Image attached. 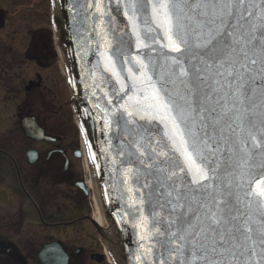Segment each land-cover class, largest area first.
<instances>
[{"label":"snow or ice","instance_id":"6c2138e0","mask_svg":"<svg viewBox=\"0 0 264 264\" xmlns=\"http://www.w3.org/2000/svg\"><path fill=\"white\" fill-rule=\"evenodd\" d=\"M68 10L99 156L81 133L133 264H264V0Z\"/></svg>","mask_w":264,"mask_h":264},{"label":"flooded vegetation","instance_id":"af4514ba","mask_svg":"<svg viewBox=\"0 0 264 264\" xmlns=\"http://www.w3.org/2000/svg\"><path fill=\"white\" fill-rule=\"evenodd\" d=\"M52 11L51 0H0V264H39L51 242L69 264H110ZM86 230L91 241L78 238Z\"/></svg>","mask_w":264,"mask_h":264},{"label":"water","instance_id":"95a60500","mask_svg":"<svg viewBox=\"0 0 264 264\" xmlns=\"http://www.w3.org/2000/svg\"><path fill=\"white\" fill-rule=\"evenodd\" d=\"M68 3H63V0H56L54 12L52 15V24L55 30V37L64 58L66 71L69 79L76 82V87L72 88L74 102V110L79 120V125L83 121L88 133L89 141L93 144V150L97 151L98 156L101 137L99 127L91 118L83 117V112L86 107H89L87 94L83 86V73L81 72L80 60L74 55L76 50V38L74 34L73 13L68 10ZM26 134L30 132L29 128L23 126ZM90 161V160H89ZM101 164L99 175L95 174V169L92 165L94 176L100 191V203L106 218L109 230L97 223V228L101 236L109 243L115 264H133L131 252L136 248V236L130 225H124L118 222V213L120 206L117 202H107L104 200L103 191L105 182L108 181V173L103 158L98 161ZM111 230V236H109ZM112 237V238H111ZM70 257L65 254L63 246L60 242H52L43 247L39 255V264H69Z\"/></svg>","mask_w":264,"mask_h":264},{"label":"bare ground","instance_id":"6f19581e","mask_svg":"<svg viewBox=\"0 0 264 264\" xmlns=\"http://www.w3.org/2000/svg\"><path fill=\"white\" fill-rule=\"evenodd\" d=\"M86 167L89 171V186L92 187V201H93V216H94V220L95 222H97L99 225H101L102 227H104L106 230H109V225L108 222L106 220V218L104 217L103 214V210L101 207V203H100V198H99V192H98V187L93 175V170L92 167L90 165V162L88 161V158L86 159ZM110 234L109 236H111V230L109 231ZM112 238V237H111ZM105 252L108 258V261L110 262V264H115L114 262V257L112 254V250L110 249V246L107 242H105Z\"/></svg>","mask_w":264,"mask_h":264},{"label":"rangeland","instance_id":"374dc122","mask_svg":"<svg viewBox=\"0 0 264 264\" xmlns=\"http://www.w3.org/2000/svg\"><path fill=\"white\" fill-rule=\"evenodd\" d=\"M86 232H87V230L86 231H80V233H79L80 234V237H78V238L79 239H83L84 238L85 241H91L90 236L88 234L86 236ZM85 236H86V238H85ZM99 239H100V237H99ZM67 243H70V241H67ZM103 243H105V241H103Z\"/></svg>","mask_w":264,"mask_h":264}]
</instances>
